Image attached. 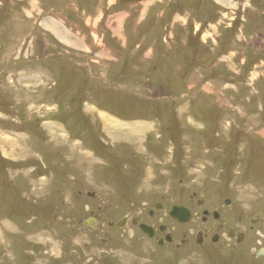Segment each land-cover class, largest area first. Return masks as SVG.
I'll return each mask as SVG.
<instances>
[{
    "label": "rangeland",
    "instance_id": "374dc122",
    "mask_svg": "<svg viewBox=\"0 0 264 264\" xmlns=\"http://www.w3.org/2000/svg\"><path fill=\"white\" fill-rule=\"evenodd\" d=\"M180 186L264 242V0H0V264H264L108 223Z\"/></svg>",
    "mask_w": 264,
    "mask_h": 264
},
{
    "label": "flooded vegetation",
    "instance_id": "af4514ba",
    "mask_svg": "<svg viewBox=\"0 0 264 264\" xmlns=\"http://www.w3.org/2000/svg\"><path fill=\"white\" fill-rule=\"evenodd\" d=\"M177 190V199L171 196L169 201L158 200L152 208L148 207L143 210L140 207L138 212L132 216L127 215L130 211H126L120 218L108 223L115 230L125 228L127 235H131L136 228L141 231L144 240H155V244L161 248L170 245L175 249L189 252L190 249H194V245L198 248L203 246L207 249L208 260L214 257L221 259L226 256L235 260L243 259V254L252 260H264V242L260 243L255 250H253L254 247L246 243L247 227L243 206L239 209L233 200L227 198L226 194L229 192L219 189L224 198L217 203L212 201V197L206 196L207 190L204 189L188 192L185 186H180ZM181 196L185 201L180 198ZM135 200L130 199L128 203L136 205ZM173 208L178 209L174 215L171 214ZM175 215L180 219L175 218ZM154 217H156V221H151ZM93 218H95L97 227L92 228L97 231L102 230L101 225L97 222L98 218L96 216ZM119 220L122 221L121 228L116 225ZM141 226L148 228V234L142 230ZM176 227L179 228V231L175 229ZM192 240L194 245L190 243Z\"/></svg>",
    "mask_w": 264,
    "mask_h": 264
},
{
    "label": "water",
    "instance_id": "95a60500",
    "mask_svg": "<svg viewBox=\"0 0 264 264\" xmlns=\"http://www.w3.org/2000/svg\"><path fill=\"white\" fill-rule=\"evenodd\" d=\"M93 194L94 193H90L88 195H92L93 196ZM177 210H178L177 208H173V210L171 211V214L172 215L176 214V211ZM174 217L177 218V219H180L176 215ZM80 222L83 223V224H85V225H89V226H93V227H95V224H96V221H95L94 218H84V219H80ZM116 225H117V227H122V221L121 220L117 221V224ZM141 227H142V230H144L148 234V228L147 227H143V226H141Z\"/></svg>",
    "mask_w": 264,
    "mask_h": 264
},
{
    "label": "bare ground",
    "instance_id": "6f19581e",
    "mask_svg": "<svg viewBox=\"0 0 264 264\" xmlns=\"http://www.w3.org/2000/svg\"><path fill=\"white\" fill-rule=\"evenodd\" d=\"M225 1V0H224ZM230 6V5H229ZM231 7V6H230ZM43 81V80H42ZM80 138V137H79ZM121 143V142H120ZM129 144V143H128ZM13 146V145H12ZM131 146V145H130ZM90 147V146H89ZM7 151V150H6ZM91 153V152H90ZM13 154V153H12ZM16 154V153H15ZM47 178V177H46ZM146 178V177H145ZM148 178V177H147ZM77 192V191H76ZM125 214V213H124ZM98 217V216H97ZM139 226V225H138ZM125 231V230H124ZM121 233V232H120ZM117 234V233H116ZM115 235V234H114ZM118 235V234H117ZM37 237V236H36ZM31 238V237H30ZM155 241V240H154Z\"/></svg>",
    "mask_w": 264,
    "mask_h": 264
}]
</instances>
